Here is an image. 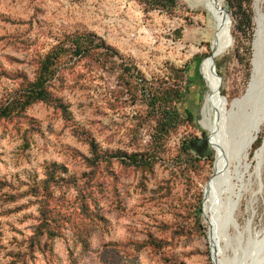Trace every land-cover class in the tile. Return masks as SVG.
I'll list each match as a JSON object with an SVG mask.
<instances>
[{
  "label": "rangeland",
  "instance_id": "374dc122",
  "mask_svg": "<svg viewBox=\"0 0 264 264\" xmlns=\"http://www.w3.org/2000/svg\"><path fill=\"white\" fill-rule=\"evenodd\" d=\"M156 1L0 0V264H264V0Z\"/></svg>",
  "mask_w": 264,
  "mask_h": 264
},
{
  "label": "trees",
  "instance_id": "16d2710c",
  "mask_svg": "<svg viewBox=\"0 0 264 264\" xmlns=\"http://www.w3.org/2000/svg\"><path fill=\"white\" fill-rule=\"evenodd\" d=\"M228 7L231 8V11L233 12L235 18H241L240 21V27H244L247 25L249 30H251V24H252V14H251V6L250 0H226ZM157 6L160 4V6L171 9L177 4V0H157L156 1ZM154 6V5H153ZM246 6V7H245ZM245 7V10H244ZM242 13V14H241ZM242 15V17H240ZM251 38V35L249 37V40ZM75 45V51L82 53L83 55H88L92 51H97L101 48H104L103 43L100 44H94V41L92 38H89L86 36L82 39V37H77L74 41ZM67 50H64L61 47L53 48L52 52L49 53L48 56L42 60L40 69H39V76L35 83H33L30 88L27 89V94L25 95V101L28 106L31 104L38 102L39 100H45L49 97V85L48 83L53 79L54 77V67L58 61V59L61 57L63 52H66ZM243 51L247 53H251V50L249 47H246V49ZM106 55L110 54V50L106 49ZM150 97L151 100L158 101L162 99L161 94H154V90L151 91L150 88ZM15 102H12L9 107H6V109L11 110L14 107ZM182 114L179 112L178 109H175L171 112V117L165 118L163 122L164 130L167 131L168 128L174 127L179 123V120L181 119ZM186 117L192 122L193 121V115L191 112H187ZM262 142V137L260 139ZM141 164H144V161H141Z\"/></svg>",
  "mask_w": 264,
  "mask_h": 264
},
{
  "label": "bare ground",
  "instance_id": "6f19581e",
  "mask_svg": "<svg viewBox=\"0 0 264 264\" xmlns=\"http://www.w3.org/2000/svg\"><path fill=\"white\" fill-rule=\"evenodd\" d=\"M214 57V55L210 58V60H212ZM216 84H217V90L218 89V82L215 79ZM254 83V82H253ZM255 85V84H254ZM250 92V91H248ZM250 97V96H249ZM220 98H222L220 96ZM223 99V98H222ZM225 101V99H223ZM248 102V101H247ZM232 114V113H231ZM215 142L217 143V149H218V154H217V163L215 165V174H214V178L212 179V181L210 183H208L209 185L206 187V194H207V198L213 197L214 196V189H215V185L217 184V182L220 180V176L223 172V166H224V160L223 157L225 156V148L224 146L221 144V142L219 141L218 138H215ZM249 147V146H248ZM208 200V199H207Z\"/></svg>",
  "mask_w": 264,
  "mask_h": 264
},
{
  "label": "water",
  "instance_id": "95a60500",
  "mask_svg": "<svg viewBox=\"0 0 264 264\" xmlns=\"http://www.w3.org/2000/svg\"><path fill=\"white\" fill-rule=\"evenodd\" d=\"M213 67L215 68V66H213ZM215 74H216V77L221 81V78L217 75V73H215ZM219 93H220V91H219Z\"/></svg>",
  "mask_w": 264,
  "mask_h": 264
}]
</instances>
